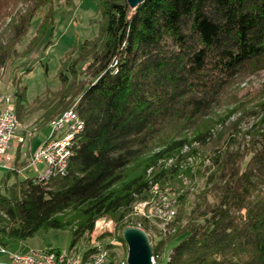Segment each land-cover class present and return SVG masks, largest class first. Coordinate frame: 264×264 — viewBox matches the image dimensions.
<instances>
[{"label":"trees","instance_id":"16d2710c","mask_svg":"<svg viewBox=\"0 0 264 264\" xmlns=\"http://www.w3.org/2000/svg\"><path fill=\"white\" fill-rule=\"evenodd\" d=\"M49 2L33 0L23 12L0 8V79L32 17ZM98 9L100 34L79 47L91 58L88 79L75 80V64L66 68L71 79L58 73L52 119L73 107L83 123L67 172L45 182L29 174L8 186L16 169L7 170L0 243L69 230L72 251L98 218L119 223L152 183L176 178L178 164L158 161L196 143L191 150L206 152L209 162L202 198L164 264H264V132L245 142L229 120L234 108L211 120L233 82L263 62L264 0H142L134 7L99 0ZM13 98L20 120L28 113L26 88ZM208 117L209 125H200ZM182 124L191 135L180 133Z\"/></svg>","mask_w":264,"mask_h":264},{"label":"rangeland","instance_id":"374dc122","mask_svg":"<svg viewBox=\"0 0 264 264\" xmlns=\"http://www.w3.org/2000/svg\"><path fill=\"white\" fill-rule=\"evenodd\" d=\"M32 1L0 0V8L6 6L4 9L7 11L23 12L30 7ZM98 1L50 0L32 17L27 32L16 45L15 55L2 69L0 98L10 96V108L14 109V90L21 91L26 88L28 113L18 120L21 131L31 133L22 145L11 149L14 155L9 169H16V173L6 181L8 186L15 180L33 173L30 170L33 168L30 165L31 153L50 133L52 107L57 101L56 92L61 89L58 73L63 72L71 79L72 75L66 68L75 64V80L88 79L85 69L91 58L80 54L79 47L84 41L93 40L100 34L102 18ZM8 19L9 16L1 21L5 23ZM229 101H236V104H227ZM3 106V101H0V109ZM232 108L233 114L229 120H233L235 124L234 132L243 137L245 135V142L250 139L251 134L264 132V59L259 66L248 69L233 82L228 90V98L214 110L216 117L212 116L211 120H220L226 116L227 110ZM200 125H209V117L203 119ZM187 126L182 124V135H191ZM170 133L168 130L164 135ZM196 146V143H191L190 147ZM190 147L175 152L173 157L158 161L163 167L178 164L180 172L176 178L164 183H150L142 198L136 199L130 205L129 211L119 223L106 215L98 218L92 232L86 233L71 248L72 255L81 256L82 251L90 247L92 241H96L109 247L111 264H122L127 259V245L118 237L122 235V227L137 226L142 229L141 226L146 224L145 232L149 237L152 254L155 255L153 264L163 263L170 248L178 240L175 237L179 235V229L186 224L191 209L200 203V192L205 186L204 171L209 164L208 155L202 151L195 155ZM7 170L0 167V179ZM150 170L151 168L147 170V174ZM71 238L69 230L54 229L2 245L15 251L44 249L50 246L68 248ZM0 264L8 263L4 260L2 263L0 260Z\"/></svg>","mask_w":264,"mask_h":264},{"label":"built area","instance_id":"2783aa9c","mask_svg":"<svg viewBox=\"0 0 264 264\" xmlns=\"http://www.w3.org/2000/svg\"><path fill=\"white\" fill-rule=\"evenodd\" d=\"M10 98H0L4 104L0 109V167L6 169L10 168L13 154L11 149L22 145L31 135L17 128V124L10 119ZM82 128L83 123L73 107L65 112L64 118L54 121L50 126V130H54V138L51 142L43 140L31 153L30 165H42L35 173L37 181L45 182L53 176L66 174L76 136ZM49 161H56L57 169H50ZM71 254L73 253H68L67 248L50 246L44 249L15 251L0 244V260L8 264H108V258H111L109 247L96 241H92L90 247L85 249V254L78 257V261H71Z\"/></svg>","mask_w":264,"mask_h":264},{"label":"water","instance_id":"95a60500","mask_svg":"<svg viewBox=\"0 0 264 264\" xmlns=\"http://www.w3.org/2000/svg\"><path fill=\"white\" fill-rule=\"evenodd\" d=\"M142 0H127L131 7ZM127 245V264H151L152 247L147 233L137 226H126L122 230Z\"/></svg>","mask_w":264,"mask_h":264},{"label":"bare ground","instance_id":"6f19581e","mask_svg":"<svg viewBox=\"0 0 264 264\" xmlns=\"http://www.w3.org/2000/svg\"><path fill=\"white\" fill-rule=\"evenodd\" d=\"M11 106V105H10ZM12 107V106H11ZM69 109H71V108H69ZM69 109H67L66 111H68ZM66 111H64L61 115H59L58 117H55V118H53L51 121H50V123H49V128H50V126L54 123V121H56V120H58V118H64V115H65V112ZM9 115H10V119L12 120V122L13 123H16L17 124V128H19V129H21L20 128V122H19V120H18V118H17V116H16V114H15V112H14V110H13V108H9ZM54 138V130H50V133H49V135L47 136V138L45 139V141L44 142H51V140ZM13 155H14V153L13 154H11V162H12V160H13ZM49 168L50 169H57V162L56 161H49ZM67 251H68V253H71L68 249H67ZM155 256V255H154ZM154 256H153V254H152V256H151V263L153 264V262H154ZM78 257H82V256H74V255H72L71 254V261H78ZM108 261H109V258H108ZM122 264H127V261L126 262H122ZM162 264H164V262L162 263Z\"/></svg>","mask_w":264,"mask_h":264},{"label":"crops","instance_id":"0c3cea01","mask_svg":"<svg viewBox=\"0 0 264 264\" xmlns=\"http://www.w3.org/2000/svg\"><path fill=\"white\" fill-rule=\"evenodd\" d=\"M36 149V148H35ZM39 165H37V166H35V167H33V168H30V170H32L33 171V175H35V173H36V171L37 170H39V169H41V167H42V165H40V167H38ZM31 249H33V248H31ZM81 256H83V255H81ZM2 261V263H3V260H1Z\"/></svg>","mask_w":264,"mask_h":264}]
</instances>
